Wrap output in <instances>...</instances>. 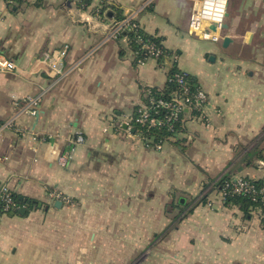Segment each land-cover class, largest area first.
<instances>
[{"label":"crops","instance_id":"0c3cea01","mask_svg":"<svg viewBox=\"0 0 264 264\" xmlns=\"http://www.w3.org/2000/svg\"><path fill=\"white\" fill-rule=\"evenodd\" d=\"M107 3L96 14L80 0H0V52L17 66L0 73V122L14 120L0 132V187L41 203L0 215V264H264L252 211L213 197L174 221V205L195 202L209 179H264V0ZM195 4L217 42L190 32ZM131 9L169 59L136 64L125 39L102 42ZM65 46V67H79L55 81L38 59ZM171 56L209 100L204 122L185 120L177 143L157 149L123 126L144 89L164 87ZM42 91L38 114L20 113Z\"/></svg>","mask_w":264,"mask_h":264},{"label":"built area","instance_id":"2783aa9c","mask_svg":"<svg viewBox=\"0 0 264 264\" xmlns=\"http://www.w3.org/2000/svg\"><path fill=\"white\" fill-rule=\"evenodd\" d=\"M7 5L14 4L13 0H4ZM85 0H80V5L83 7H90L97 14L99 11L108 7L107 0H91L89 4ZM140 8H144V5ZM137 9H131L126 11V15L119 21H114L107 33L103 37L102 42L115 41L119 39H125L128 42V38L123 36V33L132 31H139L140 25L136 20ZM206 18L204 10H196L192 13L188 22V28L191 33L198 36L199 31L203 26ZM217 27L221 28V23L217 24ZM211 30V29H210ZM212 31V30H211ZM204 40H211L217 42L219 36L207 37L205 35L200 36ZM138 42L142 43L141 47L145 50V61L154 60L158 62L159 59L162 61L170 58V54H165L161 49L157 48L152 43L143 44L138 38ZM68 54V46L63 47L61 50L44 53L42 57L38 59L48 71L52 72L55 81H60L69 72L79 67V63L72 65L71 67H65L64 60ZM176 58L171 56V68L167 72V82H174L176 84V90L170 94L168 99L155 98L152 95V89L146 88L143 90V97L141 101L135 106L133 113L129 120L124 124L125 129L133 131V134L143 141L147 145H153L159 149L164 143L175 142L177 140V131L174 130V125L178 121L185 122V120L204 122V110L208 104L207 93L199 86L191 87L189 84L188 74L180 70L176 66ZM138 63H142L138 60ZM17 69L15 62L0 52V73H12ZM175 71V72H171ZM53 84V83H52ZM44 96V91L37 95L27 96L20 108V113L28 114L32 117L38 114V110ZM14 128V120L0 122V132L6 129ZM165 131L167 135L164 136L163 140L156 143H152L149 140V136L155 132ZM74 145L83 144L84 138L81 134L75 136V139L71 141ZM60 165H65L66 158L60 157L58 160ZM228 186V184L226 185ZM231 193L235 195L255 194V188L247 181L244 177H233L230 183ZM264 192V186L259 191ZM225 192L217 193L212 196L218 197L222 202L226 197ZM212 198L208 201L207 205L212 204ZM254 199V198H253ZM66 201V200H65ZM0 202L4 203L2 208V214H7L14 209L11 193L5 186L0 187ZM261 205L264 206V196L260 199ZM254 215L259 218L260 221L264 220V209L256 208L252 211Z\"/></svg>","mask_w":264,"mask_h":264},{"label":"trees","instance_id":"16d2710c","mask_svg":"<svg viewBox=\"0 0 264 264\" xmlns=\"http://www.w3.org/2000/svg\"><path fill=\"white\" fill-rule=\"evenodd\" d=\"M85 1L88 2L87 4H89L91 2V0H85ZM13 2L15 4L16 3H22L23 0H13ZM122 18H123V16L118 15V16H116V21H119ZM123 36L128 38V42H129L128 45H129L131 51L135 55V63L136 64H138V60L141 62H144L145 58H146L145 50L141 47L142 43L138 42V38H140V40L143 42V44L152 43L157 48L161 49L165 54H167V55L171 54L168 50H166L163 47L161 38L148 35V34L144 33L142 31V29H140L139 31H135V32L132 31V32H128V33H123ZM158 62H162V60L159 59ZM171 72L173 73L175 71H171ZM188 79H189V84L191 85L192 88H194V86H196V85L198 86L196 80L193 77L188 75ZM176 87L177 86L174 82H167L166 81V84L164 85L163 88H161V89L153 88L152 89V95L155 98L168 99L170 94L176 90ZM174 130L177 131L178 135L181 134V132L183 131L182 121H178L174 125ZM165 135H167V133L165 131L155 132L149 136V140L152 143H156L158 141L163 140ZM260 139L261 140L264 139V133L261 135V137L258 140H260ZM173 143H177V142L175 141ZM252 152L255 153L256 158L263 160V155H262L261 151L258 152L255 149V150L250 151L249 155ZM233 177L234 176L231 175L230 173H225L224 175H222L218 179H215V180L209 179L203 184L201 192H200V194L197 197L195 202H194V199H190V201L188 203H186L185 201H183V203L177 202L174 205V208H177L179 213L175 217L174 221H176V220L179 221L180 219H183L191 211V208L194 207L196 204H207L213 195H215L217 193H221V192H225L227 194L225 197V200L223 201L224 205L237 207L247 217L250 216L251 211H254L256 208H259V206L263 210L264 206L261 205L262 203L260 202V199L262 198V196H264V192L260 193L259 191L264 186V179L251 180V179L245 178L255 188V190H256L255 194L235 195V194L231 193V187H230V183H231V180ZM227 184H228V186H226ZM20 197L21 196L18 194L11 193V200H12V204H13L14 209L11 210L9 213L4 214V215H11L10 213H13V215H20L18 212L20 208L25 207V209L28 210L30 206L33 208L37 204V203H35V201L29 200V199H27V200H29L30 203L27 204V203L23 202L22 200H20L19 199ZM191 203H193V204L191 205ZM3 207H4V203L0 202V215H3L2 214V212H3L2 208ZM261 225L264 229V220L261 221Z\"/></svg>","mask_w":264,"mask_h":264},{"label":"water","instance_id":"95a60500","mask_svg":"<svg viewBox=\"0 0 264 264\" xmlns=\"http://www.w3.org/2000/svg\"><path fill=\"white\" fill-rule=\"evenodd\" d=\"M196 8H197V5L195 4V7H194V10H193V13L196 12V10H197ZM109 14H111V13H108V16H109ZM224 28L226 29V26H225V25H223V29H224ZM211 30H212V31H215V30H216V27H215V26H212V27H211ZM250 39H251V34H250L249 32H246L245 35H244V42H245V43H249ZM230 43H231V39H230L229 37L224 36V37L222 38V46H223L224 48L227 47ZM209 60H210V61H213L214 59H213V57H210ZM123 127L125 128V126H123ZM132 132H133V131H132ZM19 199L22 200L23 202L27 203V204L30 203L29 200H27L26 198H24V197H22V196H21ZM183 201H184V200L181 199V200H180V203H183ZM59 205H60V203L57 201V202L55 203V206L58 207ZM37 207H41V203H37ZM29 209H32V207L30 206ZM18 212H19L20 215H24L25 212H26L25 207L20 208ZM10 214L13 215V213H10Z\"/></svg>","mask_w":264,"mask_h":264},{"label":"bare ground","instance_id":"6f19581e","mask_svg":"<svg viewBox=\"0 0 264 264\" xmlns=\"http://www.w3.org/2000/svg\"><path fill=\"white\" fill-rule=\"evenodd\" d=\"M201 36L205 35L207 37H212L215 36L210 29H208V26H205V24H203L202 28L200 29V31L198 32Z\"/></svg>","mask_w":264,"mask_h":264},{"label":"rangeland","instance_id":"374dc122","mask_svg":"<svg viewBox=\"0 0 264 264\" xmlns=\"http://www.w3.org/2000/svg\"><path fill=\"white\" fill-rule=\"evenodd\" d=\"M223 33H225V32H223ZM205 110H206V109H205ZM205 110H204V111H205ZM173 225H175V223H173Z\"/></svg>","mask_w":264,"mask_h":264}]
</instances>
